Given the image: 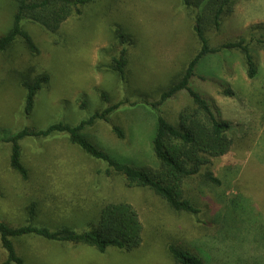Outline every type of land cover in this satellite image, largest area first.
I'll list each match as a JSON object with an SVG mask.
<instances>
[{"label":"rangeland","instance_id":"1","mask_svg":"<svg viewBox=\"0 0 264 264\" xmlns=\"http://www.w3.org/2000/svg\"><path fill=\"white\" fill-rule=\"evenodd\" d=\"M15 11L12 0H0V36L12 26ZM194 22L182 0H96L54 35L23 21L39 52L31 54L19 40L0 53V128L75 125L118 103L110 122L96 120L84 133L125 163L157 167L153 138L158 116L178 125L180 110L192 104L186 93L178 100L155 103L201 48ZM257 23H264V0H236L222 28L208 31L210 45L218 50L199 61L191 81L233 122L234 141L230 152L213 158L210 165L220 184L202 175L187 181L186 192L201 210L195 215L175 212L148 188L127 186L117 172L107 174L108 163L71 143L67 133L21 141L28 180L10 167L11 146L0 140V220L12 226L30 222L82 232L97 224L105 203L125 201L135 206L144 226L143 242L132 251L110 247L101 252L39 235L14 238L24 264H177L170 244L192 250L205 264H264V44L259 42L264 29L252 28ZM117 26L132 39L125 79L105 69L101 55L105 49L108 54L115 51ZM241 38L258 66L254 78L247 74L242 50L224 47ZM42 71L50 81L26 116L19 75ZM212 78L229 82L236 96L218 91ZM113 125L123 129L124 138ZM32 202L37 203V215L30 220ZM6 255L0 241V263Z\"/></svg>","mask_w":264,"mask_h":264},{"label":"trees","instance_id":"2","mask_svg":"<svg viewBox=\"0 0 264 264\" xmlns=\"http://www.w3.org/2000/svg\"><path fill=\"white\" fill-rule=\"evenodd\" d=\"M16 4L13 24L0 36V53L9 51L17 41L21 40L31 54H37L39 48L31 33L23 26V21H29L42 27L47 33L58 34L72 16H82L85 9L96 0H12ZM195 18L194 31L201 42L200 50L191 59L180 78L173 81L161 93L155 103L161 105L167 100H178L186 93L192 99L191 105H185L179 112V124L174 125L162 115L158 116L153 151L158 161L157 167H134L112 156L92 139L84 130L93 125L96 120L110 122V114L120 104H114L103 110H98L89 118L78 124L55 122L45 128L24 127L18 131L10 128H0V140L9 143L10 167L18 172L24 180L29 179V169L22 160L21 141L26 137H50L54 134L67 133L71 143L80 146L88 154L108 163L107 174L117 172L125 179L129 187H144L150 189L156 196L165 200L175 212H185L195 215L200 207L195 199L187 194L186 183L190 179L204 176L214 184H220V179L210 169L213 158L227 155L233 146L230 134L233 122L225 118L215 100L199 88L192 86L191 81L197 74L199 61L208 53L215 52L209 43L207 33L210 30H220L226 16L234 12L236 0H182ZM252 28L264 29V23H257ZM123 27L114 29L116 44L113 53L101 51L105 60V69L126 78L130 62V45L132 39ZM245 38L231 41L224 45L228 48L242 50L247 67V74L254 78L258 74V66L254 56L245 43ZM261 44H264V32L261 33ZM102 66V65H101ZM20 83L25 90L23 111L30 116L35 107L39 91L50 81L46 71L30 75L20 73ZM213 81V82H212ZM218 91L228 97H235L236 91L229 82L212 78ZM108 101L106 93L102 94ZM113 130L119 138H124V131L119 125H113ZM29 219L37 215V203L32 202L28 208ZM143 222L138 210L129 202H108L101 209L97 224L89 230L77 231L68 226L51 230L48 227L35 226L26 223L12 226L0 220V241L6 251V258L0 264H24V260L15 250L14 238L24 235H39L49 240L70 242L75 245H87L105 252L114 247L119 250L132 251L143 242ZM169 251L177 264H205L203 258L188 248L170 244Z\"/></svg>","mask_w":264,"mask_h":264}]
</instances>
